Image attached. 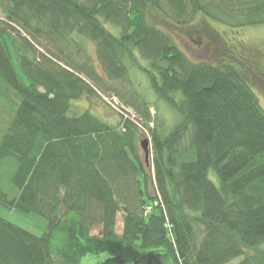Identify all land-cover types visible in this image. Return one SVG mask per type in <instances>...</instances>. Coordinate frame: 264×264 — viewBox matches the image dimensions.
<instances>
[{
	"label": "trees",
	"instance_id": "1",
	"mask_svg": "<svg viewBox=\"0 0 264 264\" xmlns=\"http://www.w3.org/2000/svg\"><path fill=\"white\" fill-rule=\"evenodd\" d=\"M165 7L179 24L202 16L232 29L264 25V0H0V112L8 115L0 163L16 166L0 204L48 220L37 236L0 217V264H74L99 250L115 255L107 264L130 251L148 264H163L164 255L172 264H264V109L245 68L193 62L149 22V10ZM42 38L52 44L47 51ZM81 41L95 44L96 58ZM127 61L180 115L172 129L163 130L140 93L126 101L112 85L130 82ZM111 91L140 122L126 113L103 120L91 107L72 112L73 101ZM95 226L100 236L90 235ZM64 230L66 252L52 247Z\"/></svg>",
	"mask_w": 264,
	"mask_h": 264
},
{
	"label": "rangeland",
	"instance_id": "2",
	"mask_svg": "<svg viewBox=\"0 0 264 264\" xmlns=\"http://www.w3.org/2000/svg\"><path fill=\"white\" fill-rule=\"evenodd\" d=\"M171 17V13L166 7L161 12H156L154 10H149L147 12L149 22L170 33L178 47L193 62H208L217 65L234 61L236 64L245 68L249 75V84L253 88L260 105L264 109V25L232 29L223 24L212 22L202 16H198L190 23L185 24L176 23ZM0 18H4L1 11ZM107 28L113 34L119 35V30L117 28L111 25H107ZM21 33L26 35L23 31ZM39 43L44 46L45 51L52 47V44L47 40L45 41L44 38L40 39ZM82 44L87 49L85 52L96 58L95 44L90 41H84ZM8 50L18 79L22 84L26 86L29 85V80L21 65L19 52L10 41H8ZM38 51L45 53L43 47L38 48ZM74 51L75 49H67L65 54H70L75 62H83V56L77 55L78 53H74ZM137 61L139 65L150 68L149 62L139 55H137ZM126 64L129 69L130 82L120 81L112 85L121 91L126 101H134V98H136V91L140 93V95L149 102L151 114L156 118L158 124L162 126L163 130L167 132L172 129L179 122L180 115L154 92L151 87L150 79L144 71L139 69L138 66H134L130 61H127ZM10 93L14 98L15 92L11 91ZM113 96H115V93L111 91L107 93H97L91 98L84 97L73 101L71 110L72 112L80 113L91 107V111L100 118L114 123L119 119L120 113H126L140 122L139 118L141 119V117L133 106H128L125 101L118 96L116 100L118 105H116L114 101H112ZM108 97L112 98L110 99ZM7 101H9L10 106L14 105L12 99H8ZM0 115L1 129L4 128L1 126V119H8V115H5V113L2 114L1 112ZM3 134H5V129L0 132V137H2ZM143 139H145V137L141 138V140ZM141 153L142 160L145 162L142 149ZM15 168L16 166L13 161H4L0 163V187L7 192H10L12 189L11 177ZM214 177L215 175L212 174V178ZM146 199L148 200L147 196ZM0 217L37 236H42L48 228V220L45 217L36 213H23L17 208L9 209L2 204H0ZM116 228V234L119 237L123 230V219L121 214L118 215ZM100 232L101 227L95 226L92 228L90 235L100 236ZM65 233L64 230L56 234L52 241V247L54 249L57 250L60 248L65 251L68 248L67 235ZM164 257L166 260L164 259L163 264H172L171 257L167 255H164ZM115 258V255L109 251L99 250L85 254L80 253V255L76 256L74 264H107L111 259ZM139 259L140 258H138L134 252L130 251L125 260L119 262L118 259L117 262L119 264H148L149 260L146 261L145 259L139 261ZM67 260L71 261V258L68 257ZM240 260L241 259H237L231 264L238 263Z\"/></svg>",
	"mask_w": 264,
	"mask_h": 264
},
{
	"label": "water",
	"instance_id": "3",
	"mask_svg": "<svg viewBox=\"0 0 264 264\" xmlns=\"http://www.w3.org/2000/svg\"><path fill=\"white\" fill-rule=\"evenodd\" d=\"M142 150L144 151L145 162L147 165L150 163V144L148 139H143L140 143Z\"/></svg>",
	"mask_w": 264,
	"mask_h": 264
},
{
	"label": "built area",
	"instance_id": "4",
	"mask_svg": "<svg viewBox=\"0 0 264 264\" xmlns=\"http://www.w3.org/2000/svg\"><path fill=\"white\" fill-rule=\"evenodd\" d=\"M117 99L116 98H112V101H114V103L116 104V105H118V103H117V101H116ZM121 109H122V107H121Z\"/></svg>",
	"mask_w": 264,
	"mask_h": 264
}]
</instances>
